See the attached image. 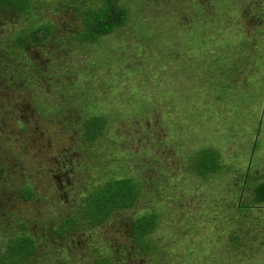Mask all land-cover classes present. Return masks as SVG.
Returning <instances> with one entry per match:
<instances>
[{"label":"rangeland","instance_id":"rangeland-1","mask_svg":"<svg viewBox=\"0 0 264 264\" xmlns=\"http://www.w3.org/2000/svg\"><path fill=\"white\" fill-rule=\"evenodd\" d=\"M117 2L124 22L95 43L61 38L78 22L51 3L37 15L53 37L0 57V244L23 223L33 264H264V203L249 192L264 177V0ZM13 21L0 15V37L26 24ZM94 116L104 126L87 142ZM208 146L222 169L206 178L184 157ZM126 176L141 189L131 208L54 234ZM145 212L147 252L129 232Z\"/></svg>","mask_w":264,"mask_h":264},{"label":"trees","instance_id":"trees-1","mask_svg":"<svg viewBox=\"0 0 264 264\" xmlns=\"http://www.w3.org/2000/svg\"><path fill=\"white\" fill-rule=\"evenodd\" d=\"M117 1L54 0L52 3V1L42 0H0V15L14 19L13 24L19 19L26 21L25 25L14 30L10 33L11 35L0 37V57H18L19 54L26 53L29 46L46 42L53 37L55 25L39 19L37 15L40 8L51 6V3L53 9L71 10L74 13V19L78 22L75 30L62 35L61 38L80 43H95L98 38L111 33L114 28L124 22L125 12ZM103 126L104 119L101 116L86 118L82 131L84 140L87 142L97 140ZM219 157V152L208 146L190 150L185 153L184 158L189 170L207 178L222 169ZM245 181L247 182V179ZM250 186L252 203H264V177ZM242 188L239 186V192ZM33 194L31 188L25 186L20 190L19 196L24 200H30L34 197ZM140 194V186L132 177L111 178L84 197L77 208L80 220L69 214L54 230V234L62 235L67 231L84 229L86 226L82 224V219H86L91 228L100 226L117 212H124L131 208ZM238 206L247 209L248 202L244 200ZM156 225V214L153 212H145L134 218L129 230L131 242L139 250L149 251L151 241L148 236ZM18 228L20 231L18 234L8 237L3 245L0 244V264H33L32 254L35 251L36 239L26 233L23 223H20Z\"/></svg>","mask_w":264,"mask_h":264}]
</instances>
